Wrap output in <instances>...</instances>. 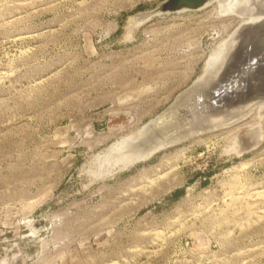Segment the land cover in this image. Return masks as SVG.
<instances>
[{"label":"rangeland","instance_id":"rangeland-1","mask_svg":"<svg viewBox=\"0 0 264 264\" xmlns=\"http://www.w3.org/2000/svg\"><path fill=\"white\" fill-rule=\"evenodd\" d=\"M161 1L0 0V264H264V106L115 150L245 20L219 0L135 20Z\"/></svg>","mask_w":264,"mask_h":264},{"label":"water","instance_id":"water-1","mask_svg":"<svg viewBox=\"0 0 264 264\" xmlns=\"http://www.w3.org/2000/svg\"><path fill=\"white\" fill-rule=\"evenodd\" d=\"M209 0H162L154 9L137 13L140 22L153 15L194 10ZM240 22L228 35L215 63L176 95L174 100L122 146L133 161L187 138L229 126L252 106L264 103V0H234Z\"/></svg>","mask_w":264,"mask_h":264},{"label":"bare ground","instance_id":"bare-ground-1","mask_svg":"<svg viewBox=\"0 0 264 264\" xmlns=\"http://www.w3.org/2000/svg\"><path fill=\"white\" fill-rule=\"evenodd\" d=\"M211 1H213V0H209L206 4H208V3H210ZM221 3H225L224 4V6H226V4L227 5H232V8H233V6H237L236 5V3H235V1L234 0H219ZM220 2H218V3H220ZM205 4V5H206ZM204 5V6H205ZM203 7V6H202ZM201 8V7H200ZM232 8H231V10H232ZM197 9H199V8H197ZM225 8H223V10H224ZM181 10H186V9H180V10H177V11H181ZM194 10H196V9H194ZM177 11H175V12H177ZM254 18H256V16H254V15H249V16H246L244 19V21H247V20H250V19H254ZM136 19V18H135ZM137 21V20H136ZM243 21V22H244ZM227 40V39H226ZM225 47H226V41H225ZM225 47H224V49H225ZM224 49H223V51H224ZM222 51V52H223ZM220 52V50L218 51V53ZM217 53V52H216ZM218 55V54H217ZM218 60V59H217ZM215 61H216V59L215 58H211L210 59V61H209V64H213V63H215ZM208 65L206 64V67H207ZM264 106V103H260V104H256V105H254V106H252L249 110H247L246 112H244V115L241 117V119L243 118V117H245L246 115H248L253 109H255V108H261V107H263ZM259 111V110H258ZM144 127V126H143ZM141 131L142 130H140L138 133L139 134H141ZM253 138H254V140L256 141V140H258V135L257 134H253V136H252ZM126 139V138H125ZM115 147V146H114ZM126 146H122V142H121V144H117L116 145V152L117 153H119L120 151L121 152H123V153H120V155H121V157L126 161V162H128V164H131L132 162L133 163H135V162H139V161H141V160H143V159H145V158H148V157H150L151 155H152V152L151 153H148V154H146L145 156H143V157H141V158H139V159H136V160H133V161H129L128 159H126V154H127V150H126V148H125ZM162 149V148H161ZM119 151V152H118ZM116 153V154H117ZM119 158V157H118ZM118 158H117V160H118ZM120 159V158H119ZM122 159V160H123ZM124 163V162H123Z\"/></svg>","mask_w":264,"mask_h":264}]
</instances>
